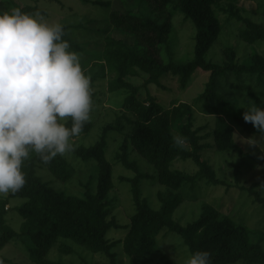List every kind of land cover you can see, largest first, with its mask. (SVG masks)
Masks as SVG:
<instances>
[{
  "label": "trees",
  "instance_id": "obj_1",
  "mask_svg": "<svg viewBox=\"0 0 264 264\" xmlns=\"http://www.w3.org/2000/svg\"><path fill=\"white\" fill-rule=\"evenodd\" d=\"M240 1L121 0L124 10L113 9L108 21L112 30L131 38V45L107 34L103 45L95 43L94 47L100 48L91 50L87 48L88 43H78L71 36L73 30L83 26H63L62 38L70 44L69 50L84 59L82 69L91 81L93 108L101 102L98 98L100 93L95 91L96 84L101 80L107 82L109 93L125 91L127 96L119 113H115V118L103 127L96 144L89 147L73 145L71 151L63 156L58 155L48 163L43 162L39 154L30 152L22 165L25 186L19 192L9 193L0 199V264L12 263L2 251L11 243L20 241L25 244L32 264H61L48 259L49 252L57 244H60L62 254L71 255L75 252L61 240H71L93 254L105 255L111 264H117L113 249L122 244L129 264H147L146 259L153 253L157 238L164 230L176 233L191 254L208 251L212 264H236L240 261L264 264L263 235L256 234L244 223L225 215L213 205L204 204L200 216L184 226L173 219L181 201L172 191H180L184 186L193 187L198 180H205L207 184L215 186L227 184L202 159V151L209 145L204 142L206 139L213 140L216 151L239 154V161L234 165L236 178L247 160L255 157L246 152L237 140V129L247 136H258L254 126L246 123L243 116L235 117L233 124L223 116H217L209 135H202L201 129L194 128L195 109L212 114L218 108L216 102L225 105L230 103L225 99L221 86L228 76L233 75L236 83L241 84L255 77L259 83L264 80V54L254 52L240 63L235 48L227 47L223 65L207 60L224 27L232 23L243 26L237 31L241 42L250 46L264 43V24L246 16L238 5ZM94 4H103L107 8L112 6L111 1H95ZM7 6L34 15L40 11L38 6L20 7L11 0ZM136 8H143L144 12H136ZM177 14L183 15L184 20L190 21L195 28L193 58L187 62L175 61L171 47L174 31L172 20ZM222 15L226 16L225 21ZM100 29L103 33L107 32L104 28ZM198 70L210 75L205 91L192 103H172L166 108L152 95H148L145 100L138 97L142 89L147 90L153 85L165 89L161 79L166 74L178 78L184 87ZM143 74L146 76L143 85L136 86L131 82L132 79L143 77ZM251 97L253 104L264 107L262 97L253 93ZM93 124L91 120L87 122L81 133L88 135ZM68 126H71L70 120ZM115 132L122 134L124 140L114 162L137 173L133 179H121L132 185L135 213L131 216L125 237L119 241L107 237L108 231L120 226L112 216V202L108 200L115 184L114 163L107 159V146L109 134ZM131 152H136L153 165L157 171V181L168 188L169 192L159 194L162 203L159 210L152 209L142 195L140 183L149 175L141 172L136 161H130ZM67 155H71L72 162ZM75 160H93L96 163L98 176L95 190L90 187L93 182L88 181L83 194L69 195L56 190L37 175L39 167H46L56 180L68 182L75 170L72 164ZM177 161H192L198 170L188 173L176 169L174 164ZM261 163L264 165V159ZM248 192L264 205V198L255 185ZM15 198L26 200L14 208L22 221L19 231L8 222L7 207L11 199ZM254 235H258L259 240L253 241ZM159 264L179 263L165 260Z\"/></svg>",
  "mask_w": 264,
  "mask_h": 264
},
{
  "label": "rangeland",
  "instance_id": "obj_2",
  "mask_svg": "<svg viewBox=\"0 0 264 264\" xmlns=\"http://www.w3.org/2000/svg\"><path fill=\"white\" fill-rule=\"evenodd\" d=\"M9 0H0V12H11L13 8L7 6ZM20 7L38 6L40 11L37 13L43 17L48 23H59L62 26H83L81 29H76L71 32L72 38L81 44H87V48L93 50L100 48L94 47V44L103 45L104 37L111 34L116 39L125 41L131 45L132 40L129 36L112 30L108 21L109 13L114 10H124V5L121 0H11ZM95 1L112 2V6L107 8L103 4L95 5ZM243 8V13L246 16L253 18L255 21L264 24V0H241L238 4ZM136 12H144L143 8H136ZM256 11H259L257 13ZM35 14V15H37ZM225 21L226 16H221ZM173 21L174 31L171 38V47L174 53L175 61L187 62L193 58V50L195 46V28L190 21H185L184 16L177 14ZM104 28L107 30L103 33ZM243 26L239 23H232L224 27V31L207 55V60L213 63L223 65L225 61L224 51L227 47L235 48L237 58L240 63H243L254 52L264 54V43H259L254 46L247 45L241 42L237 36V31ZM96 29V30H95ZM103 33V34H102ZM84 59L80 58L81 66L85 65ZM88 61V60H87ZM86 61V62H87ZM209 73L202 70L196 71L186 86H182L178 78L171 74H166L161 79V84L165 89L158 86H150L147 90L142 89L138 97L145 100L148 95H152L159 103L168 108L172 103L177 105L180 103H192L204 91L209 80ZM229 77V79H228ZM226 81H222V91L225 99L229 100V104H219L218 108L212 114L195 109L194 112V128L201 129L200 134L209 135L212 132L217 116H223L230 123H234L235 117H242L245 110L253 104L251 93L262 97L264 100V80L260 83L257 78H252L241 84L236 83L233 75L228 76ZM109 78V75H108ZM146 76L138 79H132L131 82L138 86L143 85ZM107 82L101 80L96 84V92H99L98 98L101 102L92 109L90 120L94 123L88 135L80 133L71 141L72 145L85 147L92 146L97 143L102 133V129L106 124L110 123L115 118V113H119L122 109L123 101L127 96L125 91L118 93H109L107 90ZM225 90V91H224ZM258 139V136H256ZM240 138H251L245 132L237 129V140L239 144L248 153L254 154L255 157L247 160L242 168L240 175L236 178L234 174V165L239 161V154L232 151H216L214 142L211 138L204 142L209 144L202 151V159L206 161L216 172L219 179L227 183L224 186L209 185L205 180H198L191 187L180 191H172L178 196L181 201L180 206L175 210L173 219L180 222L183 226L196 220L201 212L204 204H210L217 207L225 215H229L238 222L244 223L256 234H262V246L264 248V205L258 203L255 197L248 192L249 188L255 185L264 198V188L260 187L264 184V165L262 159L258 157L264 155L258 148L249 147L242 144ZM124 136L119 132L109 134L107 146V159L114 163V188L110 192L108 200L112 202V216L119 223L118 228H113L108 231L107 237L112 241H119L125 237L128 226L131 222V216L135 213V206L132 195V185L129 182H124L122 178L133 179L137 173L126 169L121 163H115L114 158L120 152ZM69 161L72 162L71 155H67ZM76 161V162H75ZM73 166L75 170L68 182L56 180L52 173L46 167H39L37 175L46 183H49L58 191H64L69 195L79 196L84 193V185L88 181L93 182V188L97 185L98 170L96 163L92 161L75 160ZM130 161H136L142 173L149 175L140 183L143 197L154 210H159L162 203L159 199V194H166L168 188L162 186L157 181L156 168L143 159L136 152H131ZM174 168L195 173L198 167L192 161H177ZM185 188V189H184ZM96 188H94L95 190ZM9 194H0V199L7 197ZM26 200L23 198L11 199L8 209L9 224L19 231L21 227V218L14 210L15 207L22 205ZM257 235V236H258ZM256 235L252 236L253 241L259 240ZM68 246H71L75 251L71 255L62 254L59 250L60 244H57L48 254V259L61 264H111V260L102 254H93L84 247L73 243L71 240H61ZM113 253L116 255L117 264H129V259L123 250V245L118 244ZM2 254L12 261L5 264H32L29 259V252L23 242H13L7 246ZM191 252L184 245L183 240L174 232L164 230L157 238V245L154 248L151 256L148 257L147 264H159L165 260H175L179 264H185ZM236 264H246L240 261Z\"/></svg>",
  "mask_w": 264,
  "mask_h": 264
},
{
  "label": "clouds",
  "instance_id": "obj_3",
  "mask_svg": "<svg viewBox=\"0 0 264 264\" xmlns=\"http://www.w3.org/2000/svg\"><path fill=\"white\" fill-rule=\"evenodd\" d=\"M63 35L61 24L38 14L0 12V194L25 186L22 165L30 152L45 163L65 155L90 121L91 81ZM243 120L258 139L240 142L264 153V107L253 104ZM185 264H212L210 253L196 251Z\"/></svg>",
  "mask_w": 264,
  "mask_h": 264
}]
</instances>
